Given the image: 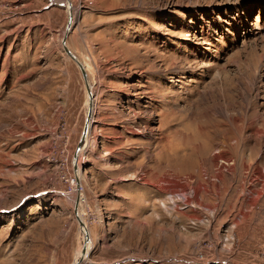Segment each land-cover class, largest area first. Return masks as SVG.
<instances>
[{"label": "rangeland", "instance_id": "374dc122", "mask_svg": "<svg viewBox=\"0 0 264 264\" xmlns=\"http://www.w3.org/2000/svg\"><path fill=\"white\" fill-rule=\"evenodd\" d=\"M68 1L79 184L67 0H0V264H71L75 199L77 264H264V0Z\"/></svg>", "mask_w": 264, "mask_h": 264}, {"label": "water", "instance_id": "95a60500", "mask_svg": "<svg viewBox=\"0 0 264 264\" xmlns=\"http://www.w3.org/2000/svg\"><path fill=\"white\" fill-rule=\"evenodd\" d=\"M67 7H68L67 21H66V24H65V27H64V30H63V34H62V37H61V40H60V44H61L62 50L65 53V55L67 57H69L72 61H74L75 64L77 65V67L79 69V72H80V75L82 77L86 92H87V110H86V114H85V119H84V122H83V127H82V130H81L80 136H79L78 143H77V145H76V147L74 149V153H73V156H72V161H73L72 162V164H73L72 166H73V169L75 170L76 155H77V152L80 149V145H81L82 141L84 140V136H85V133H86L85 122L90 116L91 94H90L89 88L87 86L85 70L83 69L81 63L77 60V58L73 55V53H71V51H69V49L65 45V37H66V33L68 31V28H69V20H70V16H71V14H70L71 4H70V2L68 0H67ZM77 205H78V203H77V200L75 199L74 203H73V207H72V212H73V215H74L75 220L77 222L78 228L80 229V232L82 234V243H81V246H80L79 250H80V254H83L84 251H85V244L88 241V235L83 230V221L80 219L79 215L77 214ZM79 260L80 259H76L71 264H77Z\"/></svg>", "mask_w": 264, "mask_h": 264}, {"label": "bare ground", "instance_id": "6f19581e", "mask_svg": "<svg viewBox=\"0 0 264 264\" xmlns=\"http://www.w3.org/2000/svg\"><path fill=\"white\" fill-rule=\"evenodd\" d=\"M67 7V6H66ZM67 11H68V7H67ZM70 14H72L71 13V8H70ZM78 60V59H77ZM79 61V60H78ZM80 63H81V65H82V67H83V69L84 70H86V68L84 67V64L81 62V61H79ZM86 81H87V86H88V88H89V92H90V94H91V96L93 95V92H92V89H91V86H90V82L86 79ZM93 107H94V105H93V97H91V107H90V116H89V118L86 120V122H85V128H86V133H85V136H84V140H85V142H86V140H87V136H88V132H89V128H90V125H91V123H92V112H93ZM85 146V144L82 146V147H84ZM82 147H80V149H79V151L82 149ZM79 151L77 152L78 154H79ZM78 158V157H77ZM74 173H75V176H74V179L76 180V184H79V180H80V178H81V174H80V171H79V167H78V159H76L75 160V170H74ZM179 185H181V184H172V185H168V186H166L165 188H166V190H169V192H176V191H178V187H179ZM184 185H182V187H183ZM199 191V190H198ZM200 193V191L198 192V194ZM77 214L79 215V208L77 207ZM79 217H80V215H79ZM80 219L82 220V218L80 217ZM83 221V220H82ZM83 230L86 232V234L88 235V241L86 242V244H85V251H84V253L83 254H80V251H79V253L77 254V256H76V258L74 259V260H76V259H78L79 257H81V259H87V254H88V251H89V248H90V245H89V234H88V230H87V226H86V224L84 223V221H83Z\"/></svg>", "mask_w": 264, "mask_h": 264}]
</instances>
